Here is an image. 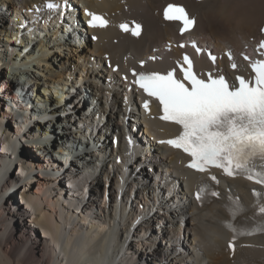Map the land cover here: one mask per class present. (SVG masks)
Segmentation results:
<instances>
[{"label": "bare ground", "instance_id": "6f19581e", "mask_svg": "<svg viewBox=\"0 0 264 264\" xmlns=\"http://www.w3.org/2000/svg\"><path fill=\"white\" fill-rule=\"evenodd\" d=\"M46 1L58 2L59 5L46 8ZM62 1L64 6L60 4ZM169 1L127 0L130 7L123 9L122 0H0V108L8 104L10 109L0 110V114L16 121V125L21 119L12 118L10 112L14 110L24 111L30 118L43 112L52 114L40 119L39 124L44 130L37 126V133L31 137L33 141L25 142L24 148L20 147L24 145L25 130L15 137L17 139L2 141L5 142L2 146L4 154L12 161L0 158V264H264V231L258 230L233 239V231L224 223L233 221L235 226H241L240 230L264 226V215L260 213L264 199L251 193L254 184L250 179L238 174L232 177L223 175L218 184L206 180L211 191L219 195L210 196L201 203L192 200L190 191L201 174L179 166L177 159L181 158L182 162V155L161 143L177 134L178 126L141 114L135 100L136 93L133 89L123 93L126 83L105 66L104 59L109 56L122 69L132 66L137 60H144L145 66L156 65L152 66L154 70L164 71L180 57V49L175 45L179 36L174 32L173 23L160 22L159 16L154 13L158 4ZM80 2L114 13L113 21L104 28L87 29L84 25L87 17L81 12ZM192 9L198 13V20L190 37L212 46L216 51L231 48L237 60L235 52L245 51L255 44L257 27L264 22V0H204ZM123 18L142 21L144 28L141 35L129 39L126 33L119 32L117 24ZM93 30L99 34L95 42L89 38ZM60 41L72 45L76 51L61 47L55 50ZM168 43L170 50L165 49ZM6 55L11 56L5 62ZM34 57L43 60L33 62ZM195 59L213 68L205 58ZM224 62H227L224 57L217 60L218 64ZM145 66L141 70H145ZM239 66H244V63H239ZM66 73L69 78H66ZM6 85H13L10 92L5 90ZM103 89L107 94L113 93L111 99L104 97ZM74 94L80 95L84 101L78 104L81 110L77 111L76 107L75 110L66 108L62 111L61 108L60 113L61 101L65 99L72 103ZM125 95L127 105L123 104ZM101 101L105 103L104 107ZM117 101H121V106H116ZM108 105L113 110L108 112L110 119L119 114L118 125L121 126L106 134L130 133L135 136L132 143L124 144L123 151L120 142L117 148L110 142L108 149L112 159L104 155L105 149L100 147L89 146L78 151L79 145L100 143L105 133L103 130L107 128L102 117L107 114L105 107ZM81 111L86 115L80 114ZM156 112L151 107L150 113ZM126 116L134 120V129L131 130ZM71 118L79 119L73 120V123H80V126L83 123L91 125L92 130H63L65 126H59L60 123ZM10 121L0 120L3 134L16 128ZM135 153L142 156L141 163H146L150 155L151 167H158L157 162L160 164L157 170L161 173L147 164L141 166L145 170L150 168L147 185L143 186L141 178L133 180L139 181L142 190L127 171L130 162L135 163ZM116 154L121 157V164L115 163ZM164 154L166 159H163ZM26 158L35 167L49 165L50 169L46 176L28 170L26 178L29 180L24 179L21 191L15 186L24 206L17 202L16 197L11 198L13 202L8 199V192H12L10 197L15 194L6 186L7 182L14 183L8 173L13 163L24 165L25 169L19 166L23 171L31 165ZM107 161L106 167L104 164ZM119 168H122L121 177L115 180L110 174ZM136 169L131 170L132 174ZM99 179H109L105 192L108 193L107 199L103 193L102 202L93 206L104 212V218L101 219L95 212L91 214L95 216L89 217V212L77 215L70 210L72 205L75 211H80L83 203L81 195L82 198L89 195L91 201L96 194L94 190L99 189L95 183ZM91 180L95 183L94 190H89ZM3 189L7 190L5 200L1 197ZM116 199L119 201L114 208ZM236 202L243 211L233 217L229 208H234ZM89 204H85L84 208L90 207ZM128 209L134 212L129 218ZM122 211L126 215L119 220ZM14 219L15 222L9 223ZM140 219L142 222H138ZM25 220L33 228L40 229L46 238L41 240L40 235H35L30 225L23 223ZM157 223L168 226L161 225L160 232L151 231L153 224ZM110 224L112 226L107 232L105 229ZM145 227L151 229L142 231ZM133 229L129 239L127 235ZM120 233H123V238ZM126 239H129L128 245L125 244ZM230 241L235 243L234 251L228 247ZM156 243L161 246L155 248ZM182 245L185 247L183 253L174 252ZM143 257L146 259L142 260Z\"/></svg>", "mask_w": 264, "mask_h": 264}, {"label": "snow or ice", "instance_id": "6c2138e0", "mask_svg": "<svg viewBox=\"0 0 264 264\" xmlns=\"http://www.w3.org/2000/svg\"><path fill=\"white\" fill-rule=\"evenodd\" d=\"M49 7L54 5L49 4ZM92 27H106L108 21L93 12L87 13ZM165 19L181 22L182 33L189 31L196 24L183 6L169 4L164 11ZM121 28L129 31L127 25ZM142 26L139 23L131 29L132 35L140 36ZM264 31V29H262ZM95 38V37H94ZM264 48V40L259 42ZM198 52L199 48L196 49ZM229 59H232L229 50ZM210 59L217 57L209 53ZM186 67L182 78H177L174 71L166 73L140 72L135 83L148 94L155 97L162 108V120L174 122L182 128L181 133L173 139L161 141L176 149H182L191 157L188 167L200 173H208L210 169H221L225 175H246L264 184V58L251 62L255 73L254 82L243 76L236 77L238 86L228 82L219 73L207 78H198L193 71V61L184 56ZM247 60L248 57H245ZM237 68L236 63L231 64ZM144 107L149 108L146 100ZM217 180L215 175L210 176ZM215 197L219 193L211 191L206 181H201L196 192V199L204 201L205 193ZM230 214L236 217L243 208L236 202L234 208H229ZM264 215V207H260ZM225 226L233 231V239L239 235H251L252 230H240L233 221H225ZM260 231H264L261 226ZM229 249L235 250L230 242Z\"/></svg>", "mask_w": 264, "mask_h": 264}, {"label": "rangeland", "instance_id": "374dc122", "mask_svg": "<svg viewBox=\"0 0 264 264\" xmlns=\"http://www.w3.org/2000/svg\"><path fill=\"white\" fill-rule=\"evenodd\" d=\"M63 43V44H62ZM69 48V49H71V50H74V52L76 51V49H75V47H73L72 45H69L68 43H66L65 41H60V42H58L57 43V46L55 47V50H57V48ZM24 54H26V52L25 53H23V54H21L20 56L19 55H17V58L19 59V58H21V56H23ZM9 56H11V55H6V59H5V62H6V60L8 59V57ZM19 56V57H18ZM16 57V56H15ZM37 58V57H36ZM35 57L32 59V61L33 62H35L36 60H38V61H40V60H43V58H37L36 59ZM18 59H15V60H18ZM59 60V59H58ZM54 63H55V66L57 67V69L58 70H60V66H58V62L56 63V60H54L53 61ZM23 63H25L24 61H23ZM25 64H27V63H25ZM106 66V65H105ZM59 67V68H58ZM107 68H110V67H108V66H106ZM64 72V71H63ZM66 78H69L68 77V74L66 73ZM73 78V77H72ZM76 77H74V79H75ZM80 82V81H79ZM78 85H81V83H77ZM12 86L13 85H6V88H5V90L6 89H8V91L10 92V89L12 88ZM0 89H1V85H0ZM111 92H113V91H111ZM102 94L104 95V97H106L107 99H111V96H112V94H110V93H106V92H104V89H103V91H102ZM61 96H63V95H61ZM102 100V99H101ZM9 100L7 99V101L6 102H8ZM103 101H106L105 99L103 100ZM82 102V103H81ZM119 101H117L116 102V106L118 107V106H121V101L118 103ZM61 105H60V113L62 112V111H64V109H66V108H68L69 109V111H70V109L71 110H75L76 109V107H77V105L80 103V104H83L84 103V101L82 100V97L80 96V95H76L75 96V94L73 95V102L72 103H69L68 101H66L65 99H64V101H61ZM101 104H102V106L104 107V104L105 103H102V101H101ZM84 106V105H83ZM86 106V105H85ZM63 110H62V109ZM5 109H8V111H10V109H9V105L7 104L5 107H2V108H0V110L1 111H3V110H5ZM105 109H106V115L104 116V118L102 117V119H104V121H105V123H107L106 124V126H107V128L105 129L104 128V130H103V132H105V133H103V135L101 136V139H100V143H96V142H91V143H88L87 145H79V148L80 149H78V151L79 150H82L83 148H87V147H91V148H95V147H100V148H103V149H105L104 151H103V153H104V155H106V156H109L110 157V159H112L113 158V156L110 154V149H108V147H109V145H110V142L112 143V141H109V139H112V135H113V133L111 134H109V133H107L106 134V132H111L114 128H116V127H120L121 126V124H120V126L118 125L120 122H119V120H118V116H119V114L116 116V117H114V116H112L111 117V119H110V116L108 115V112H110L111 110H112V108H111V110H110V106L108 105L107 107H105ZM62 110V111H61ZM67 110V109H66ZM113 111V110H112ZM59 113V114H60ZM81 113H83L84 115H86L83 111H81L80 112V114ZM18 114H25V116H22V115H18ZM2 114H0V120H1V122L2 121H10L9 120V117H4L3 115L1 116ZM10 115H12V118H20L21 120H20V122L16 125V121L14 122V120L13 119H11V123L14 125V127H16L15 129L13 128L12 130H10V129H8V132H7V134H3L2 132H3V128L1 127V122H0V143L3 141V140H9V142L11 141V138H13V139H17V138H15L17 135H18V137L20 136V135H22V131H24L25 132V135H24V145L22 144L21 145V147L20 148H24V146L26 145V143L27 142H32L33 140L31 139V137H32V135L33 134H35V133H37V131L36 130H38V128H37V126L39 127V129H41L42 131L44 130L43 129V127L41 126V124H39V121H40V119H42V118H47L48 116L50 117L52 114H49V113H47V112H43V113H41L40 115H36V117H34V118H30V116L28 115V114H26L24 111H11L10 112ZM35 118H36V120H35ZM96 118V117H95ZM97 118H98V116H97ZM7 119V120H6ZM38 119V120H37ZM23 120V121H22ZM27 120V121H26ZM73 120H75V121H77V120H79V119H76V118H71V119H69V121H65V122H62V123H60V125L59 126H62V127H64V129L63 130H66V129H68V128H71L72 130H76L77 129V131L78 130H88V131H90V130H92L91 129V125H89V126H86L84 123H83V125H81L80 126V123H73ZM110 120V121H109ZM25 121V122H24ZM34 121V123L32 124V122ZM127 121H128V123L130 124V126H131V130L132 129H134V125H132L133 123H134V120H132L131 118H128L127 119ZM126 121V122H127ZM78 124V125H77ZM67 125H68V127H67ZM101 125V127H102V124H100ZM124 125H125V123H124ZM136 125H138V124H136ZM17 126H19V127H17ZM93 127H94V125H93ZM19 128L21 129V131L19 130ZM66 128V129H65ZM6 129V128H5ZM17 130H19L20 132L19 133H16V131ZM87 133V132H86ZM131 133H133V132H131ZM52 134H53V132H52ZM31 135V136H30ZM77 135H79V134H77ZM129 135L131 136V139H133V137H135L134 135H133V137H132V135L129 133ZM110 136H111V138H110ZM99 137V136H98ZM32 140V141H31ZM89 141V140H88ZM26 142V143H25ZM107 145V146H106ZM114 147L115 148H117L118 147V143L116 144V145H114ZM4 149H3V147H2V145H0V154L2 155V156H0V158L1 157H4V158H7V160H11L12 161V159H11V157L9 156V157H7L6 156V154H4L5 152L3 151ZM19 150V149H18ZM142 153V155L144 154V152L143 151H141ZM18 153H22V151H19ZM88 155L90 154V153H87ZM117 155V154H116ZM115 156V155H114ZM118 156V155H117ZM136 156V157H135ZM27 159V161H28V163H31V165H29V167L26 169V170H24L25 171V174H26V172H28V170L29 171H33V173H36V174H39L40 172H47V170H49L50 169V166L48 165V166H33V164H32V162L31 161H29L28 160V158H26ZM151 156L149 155L148 157H147V159L145 160V162L146 163H141V161H143L142 160V156H139V153H135L134 154V156H133V160H135V163L133 162V161H131L130 162V167L127 169V171L130 173V177H133V179H132V181L133 180H135V177H138V178H141L140 180H141V182H144V184H143V186L144 185H147V182H146V177H147V175L150 173V171H149V169H146L145 170V168L144 167H141V166H144V165H148V166H150L151 167ZM155 160V159H154ZM156 161V160H155ZM103 163H104V161H102ZM120 162H121V157H120V160H119V162H115L116 164H120ZM103 163L101 164V165H103ZM106 163H108V161L106 162ZM105 163V164H106ZM136 164V165H135ZM100 165V166H101ZM140 165V166H139ZM157 165H158V167H160V164L157 162ZM97 167H99V166H97ZM158 167H151L152 169H154L155 171H158L159 173H161L159 170H157L158 169ZM135 168H138V169H136V171L132 174V172H131V170L132 169H135ZM110 170V169H109ZM7 172V171H6ZM5 172V173H6ZM99 172V170L96 172V173H98ZM127 172V173H128ZM8 173H10L11 175H12V179H13V182L14 183H11V182H7L8 183V185L6 186L7 187V189H10V190H12L13 191V194H15V196L13 195V197H10V194L12 193V192H8V195H9V197H8V199L10 198H14V197H16V199H17V202L19 203V204H21V205H24V203L23 202H21V197H20V192L19 191H21V188H22V186H23V183H24V178H22V174H23V170H21L20 168H19V166L18 165H15L14 163H13V167H11V169H9L8 170ZM1 174V173H0ZM4 182H6L4 179H2ZM134 183H137L138 184V188L139 189H141V188H143V186H141L140 184H139V181H133ZM95 183H97V185L99 186V190L100 191H95L94 190V187H93V185L95 184ZM95 183H92V180H91V182H89L88 184L90 185V188H89V190L90 189H92L93 188V190H94V192H96V194L92 197V199H93V201H92V199H91V201H90V198H89V195H88V197L87 198H82L81 196H80V198L83 200V203H82V205H81V207L79 208L80 209V211L79 212H77V211H75L73 208H72V205L71 206H69V208H70V210H72L75 214H77V215H79V214H81L82 215V213L83 214H88V212H89V217L90 216H92L91 214L92 213H94L95 212V214L96 213H98V216L102 219V218H104V212L103 211H100V210H96L93 206H95L96 204H100L101 202H102V199H103V193L105 194V192H106V190H107V187H108V185H109V179L107 180L106 179V181H103L102 179L100 180H97V181H95ZM3 185V184H2ZM15 186H18L17 188H19L18 190V192L16 191V188H15ZM64 186V185H63ZM66 186V185H65ZM130 187L132 186L131 184L129 185ZM4 188V187H3ZM69 188V187H68ZM9 190V191H10ZM81 190H83V189H81ZM142 190V189H141ZM53 193H55V192H53ZM52 193V194H53ZM7 195V190H4L3 189V195L1 196L2 198H4L3 200H5L7 197H6V195ZM108 195V194H107ZM12 196V195H11ZM127 196H129V194H127ZM9 199V200H10ZM10 200V201H12L13 202V200ZM67 199H69L70 200V197H67ZM80 199V200H81ZM8 200V201H9ZM88 204V203H90L89 205H90V207H88V208H84L85 207V204ZM53 205V204H52ZM107 205H110V202L109 201H107ZM25 206V205H24ZM9 207V206H8ZM13 209H15V208H13ZM85 209V210H84ZM130 209V208H129ZM129 209L127 210V213H128V218L134 213V212H129ZM90 210H92L91 212H90ZM30 211V210H29ZM126 214H125V212L124 211H122V213H120V217H119V220H121L122 219V217H124ZM93 216H95V215H93ZM92 216V217H93ZM22 218V217H21ZM19 219V218H18ZM142 219H140L138 222H140ZM16 221V219H14L13 221H9V223H11V222H15ZM27 223L28 225H30L29 224V221L28 220H25V221H23V223ZM127 223H128V221H126ZM142 222V221H141ZM147 223V220L144 222V224H146ZM177 224V223H176ZM161 225H164V227H166V226H168V224H162V223H157V224H153V228L151 229V228H149V227H145V228H143L142 229V231H144L145 229L146 230H150L151 229V231L153 230L154 231V229L155 230H158L159 232L161 231V230H159V228L161 227ZM178 225V224H177ZM187 225H189V222H187ZM112 226V224H110V226L109 227H106V231L108 232V230L110 229V227ZM30 227L34 230L33 232L35 233V235L36 234H38V236L40 235V239L42 240V239H45L46 237L43 235V233L41 232V230L40 229H38V228H33V225H30ZM134 230L135 229H133L132 230V232H131V234L130 235H127L128 237H129V239H130V236L132 235V233L134 232ZM182 230L184 231V227L182 228ZM31 231V230H30ZM121 234V238H123V233H120ZM127 237V238H128ZM163 238V237H162ZM182 238H183V236H182ZM129 239L127 240H125V244L127 243V245H128V242H129ZM7 241V240H6ZM184 242V241H183ZM161 246V244L160 243H156V245H155V248H156V246L157 247H160ZM184 245V244H183ZM181 246V248L180 247H177L176 248V251H174V252H176V253H183V251H184V246H186V244L184 245V246ZM175 253V254H176ZM146 259V257H143L142 258V260H145ZM149 260V259H148ZM140 264H144V262H141ZM149 264V263H148ZM164 264H166V263H164Z\"/></svg>", "mask_w": 264, "mask_h": 264}, {"label": "water", "instance_id": "95a60500", "mask_svg": "<svg viewBox=\"0 0 264 264\" xmlns=\"http://www.w3.org/2000/svg\"><path fill=\"white\" fill-rule=\"evenodd\" d=\"M11 68V67H10ZM7 70H9V68L7 69ZM79 110H81V105H78L77 106V111H79ZM114 136H116L117 138H118V141L120 142V147L122 148V150L124 151V148H125V145L124 144H126V143H128V140H127V138H126V134H122V133H118V132H115L114 133ZM43 139H45V138H43ZM4 144H5V142H2V143H0V145H2V146H4ZM129 144V143H128ZM51 146H54V144L53 143H51ZM91 151V150H90ZM125 154H127L128 153V151L127 152H124ZM17 165L18 166H20L22 169H25V168H23V166H22V164H20V162H17ZM104 166H108V163H106V164H104ZM39 175H44V176H46V173L45 172H40L39 173ZM110 176L113 178V179H118V174L116 173V172H113V173H111L110 174ZM110 176H109V179H110ZM22 178H24L26 181L27 180H29V179H27L26 178V174H25V171H23V174H22ZM100 189V188H99ZM98 189V190H99Z\"/></svg>", "mask_w": 264, "mask_h": 264}]
</instances>
